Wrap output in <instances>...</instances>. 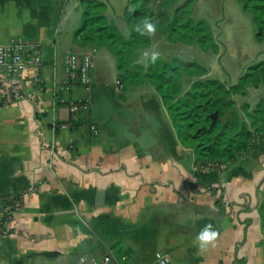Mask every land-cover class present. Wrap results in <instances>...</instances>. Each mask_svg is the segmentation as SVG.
I'll return each mask as SVG.
<instances>
[{"label": "crops", "instance_id": "obj_1", "mask_svg": "<svg viewBox=\"0 0 264 264\" xmlns=\"http://www.w3.org/2000/svg\"><path fill=\"white\" fill-rule=\"evenodd\" d=\"M79 9V0H0V44L27 37L42 57L20 79L0 77V201L18 205L0 236V264H77L81 254L111 253L156 264L158 251L172 264H264V147L227 167L198 168L155 86L124 89L116 58L77 41ZM172 44L152 33L138 62L159 51L175 58ZM67 50L92 56L89 89H63ZM83 98V126L60 128L66 101ZM208 223L219 235L201 249Z\"/></svg>", "mask_w": 264, "mask_h": 264}, {"label": "trees", "instance_id": "obj_2", "mask_svg": "<svg viewBox=\"0 0 264 264\" xmlns=\"http://www.w3.org/2000/svg\"><path fill=\"white\" fill-rule=\"evenodd\" d=\"M194 0H129L124 21L129 35L107 19V5L100 0H79L81 23L76 32L80 44L106 48L115 58L124 89L153 84L184 147L191 148L198 168L227 167L264 147V101L250 110L237 107L234 95H247V88L264 86V61L249 66L234 84L207 77V68L193 61L156 55L147 65L138 62L140 50L149 46L151 34L137 30L147 17L157 25L156 33L168 42L218 50V43L205 20L192 18ZM251 13L255 39L264 43V0H240ZM189 79L184 89L183 76ZM206 76V77H205ZM240 112L243 114L241 117ZM216 113V118L213 114ZM8 198L3 199L6 203ZM0 201V202H3ZM264 235V202L260 206ZM264 245V237H263Z\"/></svg>", "mask_w": 264, "mask_h": 264}, {"label": "rangeland", "instance_id": "obj_3", "mask_svg": "<svg viewBox=\"0 0 264 264\" xmlns=\"http://www.w3.org/2000/svg\"><path fill=\"white\" fill-rule=\"evenodd\" d=\"M104 2L107 4L108 1L104 0ZM109 2L113 6V17L110 21L123 35L128 36L129 28L124 21L128 0H109ZM68 5L70 7L72 3ZM79 10L82 12L81 6ZM192 18L205 20L209 24L218 43V51L202 50L199 46H188L182 43L172 44L169 47L174 51L172 54L181 57L180 59L183 61H193L209 67L211 78L219 79L227 84H234L239 75L245 72L249 66L264 61V43L255 39L252 15L242 9L240 0H194ZM187 51L190 53L187 54ZM159 52H161V57H166V51ZM172 57H166V59L170 60ZM185 78L187 76L184 75V89H188L189 79ZM249 89L255 88L249 86ZM233 99L237 107L247 103L249 109L252 110L257 102L264 101V87H262L261 93L253 92L249 96L237 94ZM240 115L243 117L241 112Z\"/></svg>", "mask_w": 264, "mask_h": 264}, {"label": "built area", "instance_id": "obj_4", "mask_svg": "<svg viewBox=\"0 0 264 264\" xmlns=\"http://www.w3.org/2000/svg\"><path fill=\"white\" fill-rule=\"evenodd\" d=\"M42 64L40 43L36 40L18 36L10 42L0 44V77H11L20 79L25 70L32 66L39 67ZM94 61L90 54H79L67 50L64 55V71L66 82L63 89H69L73 82L89 89L92 84L91 72L94 69ZM62 102L64 100H61ZM69 118L59 125L62 129L75 130L81 128V114L89 111L90 101L87 98L66 101ZM89 130L93 135L99 133V129L91 124ZM14 209L18 205L14 203V198H9L6 203L0 202V236L6 233V224L11 218ZM153 260L156 264H172L168 254L158 251L154 254ZM77 264H145L127 255L107 254L98 259L93 256L81 254L77 259Z\"/></svg>", "mask_w": 264, "mask_h": 264}, {"label": "clouds", "instance_id": "obj_5", "mask_svg": "<svg viewBox=\"0 0 264 264\" xmlns=\"http://www.w3.org/2000/svg\"><path fill=\"white\" fill-rule=\"evenodd\" d=\"M137 30L141 32L154 33L157 29L156 23H154L151 19L145 18L143 24L136 25ZM157 54H153V60L156 59ZM219 235V230L216 229L211 223H208L201 229V231L197 235V240L199 241V247L201 249L208 248L211 244H213Z\"/></svg>", "mask_w": 264, "mask_h": 264}, {"label": "water", "instance_id": "obj_6", "mask_svg": "<svg viewBox=\"0 0 264 264\" xmlns=\"http://www.w3.org/2000/svg\"><path fill=\"white\" fill-rule=\"evenodd\" d=\"M213 117L216 118V113L213 114Z\"/></svg>", "mask_w": 264, "mask_h": 264}]
</instances>
